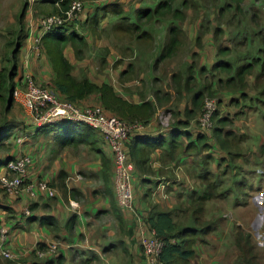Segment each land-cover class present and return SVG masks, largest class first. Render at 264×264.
Returning a JSON list of instances; mask_svg holds the SVG:
<instances>
[{
	"label": "rangeland",
	"instance_id": "obj_1",
	"mask_svg": "<svg viewBox=\"0 0 264 264\" xmlns=\"http://www.w3.org/2000/svg\"><path fill=\"white\" fill-rule=\"evenodd\" d=\"M81 1L83 2L84 10L80 15V19L77 21L78 23L75 24V28L85 37L87 46L83 49V58L74 59V61L78 60L75 61L73 65V74L75 76L79 77L86 75L87 77L90 76L93 80L104 78L111 84L115 86L120 85L121 87H124L123 82L125 80L131 79L134 80L132 85H134L137 90L145 89L146 91L151 76L156 74L159 78L156 86H158L160 90H166V86L169 90H175V85L171 80V74L173 72H180V84L182 89L187 75L185 69L187 65L191 64L194 66L193 69H195L194 79L190 81L192 85L191 90H197L208 85V87L203 90L200 108L196 116L191 120L192 127H189L188 130H191L189 131L191 137L196 136V133H203L201 130L199 131L200 128L198 125L203 99L205 97L214 98L217 102L215 109L217 113L215 117L214 114L212 116V128L204 132V134L207 137V142L213 144L215 149L205 148L200 151H192L195 153L194 158H197L196 162L193 163V167L195 166L199 172V168L196 166L198 163L197 161L207 160L206 166L202 168H211V175H215L216 173L218 175L225 170L226 175L222 176L221 179L223 183L226 182L222 185V188L225 190L229 187L231 191H228L226 196L213 198L204 203L203 209L198 212L199 220L202 221L200 224H196L191 220L192 209L195 208V204L191 203L192 198L188 199L185 196L186 193L181 192L180 195L183 196V200L180 201L177 207L183 210L180 211V214L178 213L175 219L177 222L181 223L180 225H193L196 228L206 227L208 225L207 223L212 221V226L213 224L215 226V224L220 223V225L225 228V236L221 237L220 235L219 237L223 240L221 244L227 246L226 250L230 253L229 257H232V259H230L232 261L229 262V264H235V260L240 256L236 240H238L240 236L246 238L250 235L254 248L253 252H260L259 254L257 253L259 255L258 258L261 262H264V246L260 243V231L264 228V179H262L263 187L258 190L250 189L248 183L252 181L255 185L257 184L256 186L258 187L262 177L253 175L252 170L256 166H252V163L255 161L248 162L249 159L247 158V155L251 152H259V147L264 145V90H261L264 86V73L263 70L260 69V63L264 60V0H242L240 9L238 10H235L233 3L223 8L228 0H186L185 6H181L183 0H174L172 6L174 8H180L185 14V20H173V25L179 27L181 30L178 34L180 45L172 57L164 58L163 61L157 64V68L152 75H150L148 66L144 63L143 59L148 60L150 57L157 56L161 44L167 38V30L165 27H170L171 23L169 20L156 21L153 25L152 34L150 33L148 38L138 41L135 40V35L118 32L112 28L110 22L112 20L114 22L115 18L112 19L110 16H107L109 17V22L105 17V20L103 19L104 21L100 22V27L95 29V31L81 29L79 27L80 22L85 20V16H91L90 11L94 9V6L98 4V2H103L102 0ZM114 1H118L121 8L128 13L132 12L134 6L139 5L138 0ZM97 6L98 5H96V7ZM220 6H222V8H220ZM23 11V32H25L27 24L29 23V20H27L29 16L28 13H31L30 15L33 17H37L51 13L52 9L51 4H47L43 0H0V74H7L12 67L11 48L14 47V40L20 27L18 18ZM160 22H164L165 24ZM206 38L210 41L207 42ZM136 45L139 47V50H136ZM225 46L228 48H225ZM22 47L20 48L19 54H17V70L16 75L13 77V82H16V84H18V82L20 83L22 80L21 65L22 61H24V57L22 58V56H20ZM106 48L108 49L107 52ZM219 48L220 54H218ZM43 49V52L41 51L42 57L46 60L47 58L44 56L45 52ZM212 49L214 52H210ZM225 49H229V52H231L228 58H230L229 60H232L234 64H238L245 60L251 61L253 57L260 58L257 63L255 61L253 62L252 67L254 68L251 70L250 74L245 75L244 84L241 85L240 82L236 80L235 85H239L242 90H245V98L234 90L230 91L232 90L231 87L224 85L225 77H223L222 80L224 84L218 83L217 77H219V73L215 71L211 73L209 71L211 64L207 63L204 67L206 68L205 71L202 72V75L200 73V56L202 52L206 51V53H208L203 54L204 58H206L207 55L209 59H213L214 61L216 57H222L221 54ZM71 51H73L72 48L68 46L66 48V53ZM138 54L142 58H138ZM101 56L105 57V63H100ZM40 57L41 56H38L37 58L39 59ZM136 60L137 63L140 61V64L139 67H135V72L120 78V71L127 68V64ZM141 72L144 74L143 78H141ZM196 76L199 78L195 79ZM212 83L213 85H211ZM202 84L203 86H201ZM153 87L155 88V86ZM225 91L231 92L233 94L232 96L236 97V99L234 97L232 100H236V102L232 103L225 94ZM259 91L262 94H259ZM6 97L7 93H5L3 97H0V123L5 121L6 124L11 126L13 125L12 122L18 125L30 121L24 109L15 101L9 109H6L4 101ZM179 104L180 102L177 98L162 99L160 103L157 102L155 111H158V113H169L168 122L170 124L173 122L174 115L180 113L177 109ZM162 105H166V107L162 108ZM185 106H191L189 98H187ZM238 106H240L241 112H234V109ZM219 117L227 119L228 123L225 125L226 128H233V131L239 130L237 126H235L237 122L238 127L243 130L241 133H234L236 138L241 136L240 139H238V146L243 149L241 150L243 153L242 156L237 159H233L226 153V155L223 154L221 152L222 149L212 136L214 126L220 124L217 122V118ZM237 118L241 120L240 125ZM156 120L158 122L160 121L157 116ZM130 121L143 122L139 118ZM66 126L67 123L48 125L44 127L41 132L52 133ZM84 126L86 130L92 132L93 130H91V128L95 129L89 125ZM18 127L17 134H13L14 128H12L10 132H6V134L10 133V136L6 140H3L4 143L0 142V156L14 153V149L18 146L17 143H20L17 141V137H21L20 134L22 136L24 135L19 132V130L23 128L19 125ZM34 128L36 129V127L32 128V126H28L27 132L34 131ZM186 140H189L188 136ZM207 154L213 158L206 159L205 155ZM220 156L223 157L221 158ZM215 162H219L216 168H214ZM234 169L235 172H238L237 174H239V176H243V181L246 183L244 185L245 194H240L238 186L235 185V180L237 182L241 180L239 176H231V174H229L231 171H234ZM203 171L205 170L202 169V172ZM0 203L1 205H3V203L8 204V196L1 188ZM3 210L6 209L1 208L0 214H3V217L7 216L6 220H9L11 225L13 223L17 225V217L13 209L11 208L6 212ZM142 225L145 227L143 223ZM210 230L201 232V234L198 235L199 242H205L207 245L214 243L216 240L214 237L208 240L209 237H212V232ZM136 237V242H138L137 244L139 246V233H136ZM55 241L61 243L62 239L57 238ZM118 251L119 252L113 256H106L107 260L105 263L127 264L123 252L120 250ZM69 252L68 256L70 257L68 259V264H83L81 263L82 258L79 257L82 253L79 252V250L71 249ZM77 253H79V255ZM72 254H74L73 257ZM89 255L92 256L94 253L90 252ZM23 261L26 262L27 259H23ZM0 264L14 263L4 261L3 263L0 262Z\"/></svg>",
	"mask_w": 264,
	"mask_h": 264
},
{
	"label": "crops",
	"instance_id": "obj_2",
	"mask_svg": "<svg viewBox=\"0 0 264 264\" xmlns=\"http://www.w3.org/2000/svg\"><path fill=\"white\" fill-rule=\"evenodd\" d=\"M102 1L96 5L100 6L112 0ZM96 5L90 11L91 15L96 11ZM30 14L28 13L29 16H26L27 20L35 18ZM105 19H108L107 21L109 22V17ZM206 41L209 42L210 40L206 38ZM29 43L30 40L26 34L20 56L28 58L29 69L36 82L50 84L55 77V73L51 70L47 56L43 54L47 58L45 60L42 57V53L37 55L31 52ZM210 52H214V50L212 49ZM205 53L206 51L202 52L200 56L201 65L204 66L207 63H213V59H209L207 55L204 58L203 54ZM38 56L41 57L38 59ZM65 56L73 65L75 61H78H74L73 51L68 53L65 51ZM155 57H150L148 60L143 59L144 63L148 66L150 75L157 68V64L152 65ZM138 58L142 57L138 54ZM133 62L135 63V61ZM139 64L140 61H138V64L135 63L134 67L130 70H127V68L122 69L119 77L122 78L129 73L135 72V67H139ZM143 77L144 74L141 72V78ZM88 78L97 84L108 82L104 78L97 80L91 79L90 76ZM196 78L198 79L199 77L196 76ZM158 79V76L153 74L148 82L146 91L145 89L137 90L132 85L134 80L131 79L123 82L124 87L120 85L115 86L109 82L114 91L124 100L132 104L149 101L154 108L153 114L149 115L146 121L142 122L143 128L130 136L126 144L129 149L135 146V159L138 161L137 163H135L136 161H132L134 210L119 207L115 200L113 156L107 142L98 130L91 128L93 132L86 130L85 132L83 131L84 135L82 131L81 133L77 132L78 138L82 136L86 140H76L66 143L64 141L70 134V125L62 129L59 128L52 133H42L43 128L48 125L41 127L39 130L34 128V131L27 132L28 126L34 127L30 119H28L30 121L24 120L26 121L24 124H18L23 128L19 132L24 135L20 134L21 137L16 136L17 141L20 143H17L18 146L14 149L12 155L14 157L20 155L31 156L33 164L29 170V180H47L55 188V195L53 197L39 194L31 198L25 191L20 197L7 194L8 204L6 205L10 209H13L17 217V225L15 223L11 225L9 220L5 221L7 226L11 228L7 245L17 250L22 259L29 260L31 258L32 253H30L29 249L34 244L61 238L62 252L68 263L70 257L68 256L69 251L77 249L82 253L81 256L79 253L77 254L82 258L81 263L83 264H104L107 260L106 256H113L119 252L118 250L122 251L125 255L127 264H145L140 244L138 246V242H136V233L139 227L138 218L148 227L144 220L148 217L153 207L158 210H171L174 214L178 215L183 210L177 207L180 201L183 200V196L180 195L181 192L186 193L185 196L190 199L195 197L204 188V182L199 175V173H203L202 170L198 172V169L195 166L193 167V163L196 162L197 158H194L195 153L192 151L196 150L190 146L187 150H182L187 142L189 143L195 137L193 136L189 140H186L187 136L185 132L189 133L191 131L188 128L192 127V121L186 127L177 128L178 124H176L179 119H183V111L187 98L190 101L192 93L185 90L184 87L181 89V84H177L173 78L171 80L175 85V90H169L167 86L166 90H160L156 86ZM219 79L223 80V77ZM21 86L22 80L20 83L18 82L15 89ZM176 88L180 89L177 90ZM225 94L229 100L233 97L231 92L225 91ZM169 98H177L179 100L180 104L177 109L180 113L174 115L173 122L170 124L169 122L167 124L161 121L158 122L156 120L158 111H155L157 102L160 103L162 99ZM14 101L19 104L15 98ZM79 103L82 105L100 104L98 94L95 93L81 99ZM165 107L166 105H162V108ZM237 119L240 125L241 120L240 118ZM18 125L14 124L12 127L14 128L13 134H17ZM235 126L239 129L235 130L236 133L243 132L238 127L237 122ZM174 131L177 133L173 134L172 132ZM9 136L10 133L7 138ZM173 137L177 140L175 142L173 140L171 143L170 139ZM153 141H157V145L148 146V142ZM261 148H264V145L259 147V149ZM221 152L225 154L224 151ZM3 157L1 156V158ZM250 157L249 162L255 161L252 163V166H256L253 168V175H259L262 178L258 187L252 181L248 184L252 185L253 189L258 190L263 187L264 151L251 152ZM60 172H62L61 176H59ZM70 201L74 203V206H71ZM32 203L35 205L31 211V216L34 215L36 218L27 221L26 219L29 215L21 216L19 212L23 206ZM3 211L5 212L6 210ZM72 214H76L77 216L76 223L73 230L68 232L64 225ZM43 215H50L56 219L59 228L55 233L46 224L40 223V217ZM0 217H3V214H0ZM210 231L212 232V237H209L208 240L213 237L216 240L211 245H207L205 242H199L195 245V255L190 260L191 264H229L232 261L230 260L232 257H229L230 253L226 250L227 246L221 244L223 240L219 238L220 235L221 237L225 236V228L220 223L215 224V226L213 224ZM90 252H93L94 255L90 256ZM5 259L0 256V262L2 263L4 261L9 263L13 261Z\"/></svg>",
	"mask_w": 264,
	"mask_h": 264
},
{
	"label": "trees",
	"instance_id": "obj_3",
	"mask_svg": "<svg viewBox=\"0 0 264 264\" xmlns=\"http://www.w3.org/2000/svg\"><path fill=\"white\" fill-rule=\"evenodd\" d=\"M43 1L47 4H51V9H52L51 13H59L61 9L67 8L72 0H43ZM138 1H139V5L134 6L131 13H128L125 10H123L121 8L120 3L114 0L108 3H104L100 6H97L96 11L91 16L89 17L85 16V20L83 22H80L79 27L81 29L95 31V29H98L100 27L101 25L100 22L105 17L110 16L112 19L115 18L114 22L113 20L110 22L112 28H114L118 32L131 33L135 35V40L138 41L140 39L148 38L150 36V33L152 34L153 25L156 23V21L159 22L168 19L171 25L170 27L168 26L165 27V29L167 30V38L161 44V48L157 56L154 58L153 61V66H154L158 64L160 61H163L164 58L172 57L177 51V48L180 45V38L178 37V34L181 32V30L179 27L173 25V20L178 19L183 21L185 20V14L180 8H174L172 6L174 0H138ZM241 2L242 0H228L226 1L223 8L225 6L228 7L231 3H233L235 10H238L240 9ZM185 4H186V0H183L181 6H185ZM220 8H222V6H220ZM83 10H84V5H83ZM24 11L18 18V23L20 27L17 36L14 40V47L11 48V58L13 61L12 67L7 74L4 73L0 74V97H3L4 94L7 93V97L4 100L6 109H9L14 102L13 92L17 84L16 82H13V77L16 75V70H17L16 68L17 54H19L20 48L23 46L27 34V28L25 32H23ZM39 17L40 16L35 17L34 21L37 22ZM160 23H164V22H160ZM75 24H73L72 22L70 23L66 22L62 25L52 28L51 30L43 34L40 40L41 47L42 49L44 48L43 50L50 62L51 70L55 73V77L52 79L50 84H44V83H39V84L50 87L58 94V96L61 99H66L68 101L74 102L75 104L81 107L87 106L79 103L81 99L93 93L98 94L100 105L103 107L106 113L115 114L122 119L125 118L124 120L127 121H130L135 118H139L142 121H146L147 117L149 115H152L154 112V108L152 107L151 102L142 101L139 104H132L131 102H128L124 100L122 97H120L114 91L112 85L109 82H102L101 84H97L94 81L90 80L86 75H82L78 77L73 74L74 66L65 56L66 48L70 46L73 50L75 58L82 59L83 49L87 46V40L82 34H80L76 30ZM225 48L228 47L225 46ZM136 50H139V47L137 45H136ZM107 51L108 49L106 48V52ZM219 51L220 48L218 49V54H220ZM42 52H40V54ZM230 53L231 52H229V49L228 50L225 49V51H223V53L221 54L222 57L218 56L215 58V60L213 61V63L209 68V71L211 73L213 71L219 73V77H217V82L220 84H224V83L222 82V79L219 78L225 77L224 85L231 87L232 90L230 91L234 90L245 98L244 96L245 90H242V88L239 85L238 86L235 85L236 80L239 81L241 85L244 84L245 75L251 73V70L254 68L252 67L253 62L255 61L257 63L260 58L253 57L251 61L245 60L238 64H234V62L232 60H229L230 58H228ZM100 63L101 64L105 63L104 56H101ZM135 63H137V61H135ZM135 63L130 62L129 64H127V70L133 68ZM193 67L194 66H192L191 64L187 65L185 69L187 71L186 72L187 75L184 81L185 90H188V92L192 93L190 99L191 106H185L183 111V119L182 120L179 119V121L176 122V124H178V126L176 125L177 128L188 126L190 121L196 116L198 109L200 108L201 105L203 90L208 87V85H205V87L203 88L201 87L197 90H191L192 85L190 81L194 79V75H195L194 73L195 69H193ZM204 67L205 66L201 65L200 63L199 69L201 75L202 72L205 71L206 69ZM21 68H22L21 69V73H22L23 61ZM260 69H262L264 73V60L261 61L260 63ZM28 72L31 74L29 67H28ZM171 77L177 84L180 83L181 78L179 71L175 73L173 72L171 74ZM179 89L180 88H178L177 90ZM261 90H264V86L262 87ZM259 94L262 93H260L259 91ZM234 97L235 96H233L230 99L232 103L236 102V100H232ZM8 98H10L9 102H8ZM237 111L241 112L240 106L236 107V109L234 110V112ZM216 113L217 110L214 113V117ZM217 122L220 124L214 126L212 130V136L215 138V142L220 146L222 151H225V153L228 156H231L233 159L235 158L237 159L238 157H241L243 154L241 150L243 149L238 146V139H240L241 136L239 138H236L235 130L233 131V128L225 127V125L228 123L226 118L219 117L217 118ZM59 123L60 122H57L55 124H59ZM62 123H67V125H70L71 127L70 134L68 138L65 139L64 142L70 143L76 140L78 141L86 140L85 137L79 136L78 138L77 136V132L81 133V131L82 132L86 131L84 126L86 124L79 122H72V121H62ZM55 124H51V125H55ZM47 125H43V126H47ZM13 126L14 124L10 126L6 124L5 121L3 123L2 122L0 123V142L8 137L9 133L6 134V132L7 131L9 132ZM43 126L37 127L36 129L39 130ZM199 128H200L199 131L201 130V132L203 133H196L194 139L190 140L189 143L187 142L186 146L183 147L182 150H187L189 146L192 149H195L196 151H200L205 148L215 149L213 144L207 142V137L204 134V132L206 131L203 130L200 126ZM135 133H132V135ZM172 133L176 134L177 132L174 131ZM185 134L186 136L191 138V135L188 132H185ZM173 140L175 142V140L177 139L173 137L172 139H170V142L172 143ZM156 142L157 141L148 142V146H156L157 145ZM181 145H182V140H181ZM260 150L263 152L264 148H261ZM128 151L131 160L134 162L136 161L135 163H137L138 161L135 159V146H133L131 149L128 148ZM209 154L205 155L206 159L213 158ZM220 157L222 158L223 156ZM249 157L250 154L247 155V158L250 161L251 157L250 158ZM13 158L15 157L12 154H7L3 158H1L0 156V173H2L1 167L8 160ZM197 162H198L197 167L199 168V172L202 169L205 170L203 171V173H201L202 175L199 173L200 178L204 182V188L200 191L201 193L198 192L196 196L191 199V203L195 204V208L192 209L191 220L196 224H200L202 221L199 220L198 212L203 209L204 203L213 198L226 196L227 192L231 190L229 187H227L225 190H223L222 188V185L226 182L224 180L225 182L223 183L222 182L223 180L221 179L222 176L226 175L225 170L219 173L220 175L219 174L217 175V173L215 175H211L212 172H210V168H202L206 166L207 160H201L200 162L199 161ZM216 164L214 168L218 167L219 162ZM237 173L238 172H235L234 169V171H231V173L229 174H231V176L232 175L239 176V174ZM61 174L62 172H60L59 176H61ZM239 178L241 180L238 182L236 181V185L239 188V193L245 194L244 185L246 183L245 181H243V176H239ZM248 186L250 187V189H253L252 185H248ZM34 205H35L34 203L29 205V209L31 211L34 209ZM0 207L1 208L5 207L6 211H9L10 209V207L7 206L6 204H4L3 206L0 203ZM23 207L21 208V211L23 210ZM21 211L19 212L20 215H21ZM76 217H77L76 214H72L66 221L64 227L68 232H71L73 230L76 223ZM175 217H177V215L174 214L171 210L164 211V210H158L155 207H153L148 217L145 218V223L148 226V228L154 229V231L156 232L159 238H162L165 241V244L160 254V259L164 262V264H191L190 260L194 258L195 255L194 247L199 243L198 235L201 234V232L210 230L213 221L207 223L208 225L205 224L207 225L206 227L196 228L193 225H187V224L180 225L181 223L177 222ZM34 218H36V216L34 215L31 216L30 214L26 220L30 221ZM1 221L5 222L6 218L0 217V222ZM40 223L46 224L50 228V230H52V232L54 233L59 228L56 219L50 215L41 216ZM44 244H45L44 242L37 243L39 247L43 246ZM236 244L239 247L240 256L237 257V259L235 260V264H264V262H261V260L258 258L259 256L258 254L260 252L259 253L257 252L258 254L253 252L254 248L250 235H248L246 238L240 236L239 239L236 240ZM10 263L15 264L14 261H10ZM66 263L68 262L63 252H59L50 258H43V259L37 258L32 254L31 258L26 261V264H66Z\"/></svg>",
	"mask_w": 264,
	"mask_h": 264
},
{
	"label": "built area",
	"instance_id": "obj_4",
	"mask_svg": "<svg viewBox=\"0 0 264 264\" xmlns=\"http://www.w3.org/2000/svg\"><path fill=\"white\" fill-rule=\"evenodd\" d=\"M83 10L81 0H72L67 8L61 9L59 13L41 15L37 22L29 19L27 26V37H29V49L35 54L42 51L40 40L44 33L64 23L75 24ZM28 58L24 57L22 86L14 90V98L26 114L29 116L34 127L51 125L62 121L79 122L89 125L98 130L113 156V188L115 200L119 207L134 210V191L132 182L133 163L129 156L127 141L132 135L143 128L139 121H127L115 114H108L100 104L81 107L74 102L61 99L58 94L48 86L39 84L28 72ZM216 100L211 97L203 99L201 113L198 118L199 126L207 131L212 128V116L216 109ZM161 122L167 124L169 113L159 112ZM33 159L29 155L16 156L8 160L2 167L0 173V187L8 195L22 196L25 191L28 196L34 198L39 194L48 197L55 195V188L47 180H29V170ZM71 206L74 203L70 201ZM31 214L29 205L23 207L22 216ZM139 244L144 256L145 264H164L160 254L165 241L159 238L154 231L142 225L138 218ZM11 228L6 222H0V256L13 260L15 264H26L17 250L7 245ZM260 243L264 246V228L260 231ZM43 246L34 244L30 249L37 258H50L62 252L60 242L55 240L44 242Z\"/></svg>",
	"mask_w": 264,
	"mask_h": 264
},
{
	"label": "water",
	"instance_id": "obj_5",
	"mask_svg": "<svg viewBox=\"0 0 264 264\" xmlns=\"http://www.w3.org/2000/svg\"><path fill=\"white\" fill-rule=\"evenodd\" d=\"M10 101V98H8V102Z\"/></svg>",
	"mask_w": 264,
	"mask_h": 264
}]
</instances>
